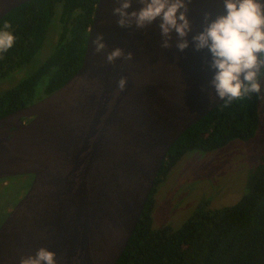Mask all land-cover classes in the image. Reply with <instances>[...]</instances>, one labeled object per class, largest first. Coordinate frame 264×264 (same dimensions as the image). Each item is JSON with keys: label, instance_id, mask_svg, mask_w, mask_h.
<instances>
[{"label": "water", "instance_id": "obj_1", "mask_svg": "<svg viewBox=\"0 0 264 264\" xmlns=\"http://www.w3.org/2000/svg\"><path fill=\"white\" fill-rule=\"evenodd\" d=\"M27 1L0 0V20ZM115 6L98 1L82 66L66 84L0 118V179L35 176L0 226V264H20L41 247L58 264H117L168 151L221 103L202 91L211 78L205 52H179L175 34L173 47L162 49L156 24L121 28ZM189 8V40L204 11L223 12L220 0H192ZM97 33L107 52L120 47L134 58L107 63L94 51Z\"/></svg>", "mask_w": 264, "mask_h": 264}, {"label": "trees", "instance_id": "obj_2", "mask_svg": "<svg viewBox=\"0 0 264 264\" xmlns=\"http://www.w3.org/2000/svg\"><path fill=\"white\" fill-rule=\"evenodd\" d=\"M99 0H30L0 20L16 37L0 58V81L29 65L43 48L55 6L62 3L61 33L49 57L30 75L0 93V118L29 106L66 84L82 66ZM45 80L44 97L38 89ZM260 122V99L221 102L187 129L168 151L139 223L117 264H264V152L246 193L233 205L213 208L203 199L178 228H154L156 192L177 163L194 150L215 151L250 140Z\"/></svg>", "mask_w": 264, "mask_h": 264}, {"label": "clouds", "instance_id": "obj_3", "mask_svg": "<svg viewBox=\"0 0 264 264\" xmlns=\"http://www.w3.org/2000/svg\"><path fill=\"white\" fill-rule=\"evenodd\" d=\"M140 5L132 8L133 3ZM192 0H115L112 10L121 28L146 29L156 24L162 38L160 47L170 49L175 34V47L184 52L192 47L205 52L204 64L211 73L202 91L214 99L231 105L234 101L251 99L264 101V0H220L223 12L204 11L201 30L193 33L189 19ZM5 23L0 29V58L14 46L16 37ZM96 54L105 53L106 62L117 59L132 60L134 53L116 47L107 52L103 33L92 40ZM127 78L121 77L118 89L123 91ZM20 264H58L56 253L41 247L35 255L21 257Z\"/></svg>", "mask_w": 264, "mask_h": 264}, {"label": "rangeland", "instance_id": "obj_4", "mask_svg": "<svg viewBox=\"0 0 264 264\" xmlns=\"http://www.w3.org/2000/svg\"><path fill=\"white\" fill-rule=\"evenodd\" d=\"M62 3L55 6L52 24L45 44L29 65L14 71L0 81V93L34 72L45 61L57 44L61 33ZM45 80L38 89V98L44 97ZM264 152V101L260 100V122L255 136L247 141L236 139L215 151L188 152L162 181L156 192L154 228L166 224L180 227L203 199L210 206L220 208L235 204L247 191L252 170ZM0 187V226L10 212L27 194L32 178L18 175L8 178Z\"/></svg>", "mask_w": 264, "mask_h": 264}, {"label": "flooded vegetation", "instance_id": "obj_5", "mask_svg": "<svg viewBox=\"0 0 264 264\" xmlns=\"http://www.w3.org/2000/svg\"><path fill=\"white\" fill-rule=\"evenodd\" d=\"M25 120H27V121H29L30 120V118L29 119H25ZM23 175H25V176H30L31 178H32V180H31V183H30V186H29V189H30V187H31V185H32V183H33V181H34V175L33 174H23ZM18 176V175H17ZM10 177H12V176H10ZM8 178L9 177H5V178H1L0 179V187H1V189L5 186V185H7L8 184ZM29 191V190H28Z\"/></svg>", "mask_w": 264, "mask_h": 264}]
</instances>
